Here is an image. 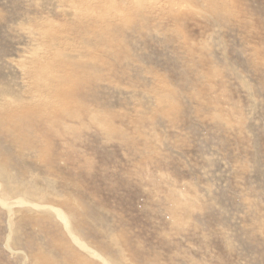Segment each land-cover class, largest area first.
Masks as SVG:
<instances>
[{
    "label": "rangeland",
    "instance_id": "374dc122",
    "mask_svg": "<svg viewBox=\"0 0 264 264\" xmlns=\"http://www.w3.org/2000/svg\"><path fill=\"white\" fill-rule=\"evenodd\" d=\"M0 264H264V0H0Z\"/></svg>",
    "mask_w": 264,
    "mask_h": 264
},
{
    "label": "bare ground",
    "instance_id": "6f19581e",
    "mask_svg": "<svg viewBox=\"0 0 264 264\" xmlns=\"http://www.w3.org/2000/svg\"><path fill=\"white\" fill-rule=\"evenodd\" d=\"M50 209H51V208H50ZM52 211H53V210H52ZM57 217H59V216L57 215ZM63 218H64V217H63ZM63 218L61 217V219H63ZM63 220H64V219H63ZM60 222H61V221H60ZM64 223H65L66 225H68L67 222H64Z\"/></svg>",
    "mask_w": 264,
    "mask_h": 264
}]
</instances>
